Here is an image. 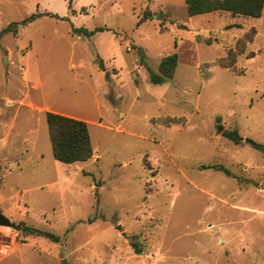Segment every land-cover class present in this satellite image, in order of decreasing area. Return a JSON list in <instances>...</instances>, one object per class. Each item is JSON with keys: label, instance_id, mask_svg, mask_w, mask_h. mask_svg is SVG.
Here are the masks:
<instances>
[{"label": "rangeland", "instance_id": "1", "mask_svg": "<svg viewBox=\"0 0 264 264\" xmlns=\"http://www.w3.org/2000/svg\"><path fill=\"white\" fill-rule=\"evenodd\" d=\"M35 13L0 37V212L63 241L0 226V264H264V152L222 135L264 148V9L0 0V31ZM47 112L88 123L91 159L54 158Z\"/></svg>", "mask_w": 264, "mask_h": 264}, {"label": "trees", "instance_id": "2", "mask_svg": "<svg viewBox=\"0 0 264 264\" xmlns=\"http://www.w3.org/2000/svg\"><path fill=\"white\" fill-rule=\"evenodd\" d=\"M71 3L72 0H69L70 7ZM185 4L189 16L211 12H230L233 15L260 18L264 9V0H185ZM43 15L55 16L52 13L32 14L21 23H11L3 28L0 31V37L8 33L16 34L19 25H27ZM103 30H105L103 27H98L93 30L80 27L74 28L73 32L76 34L82 33L86 37H92L96 32ZM230 57H232L231 61L227 62V59ZM178 62L179 56L177 53L164 57L159 64L158 72H150V81L154 84H163L167 80L172 79L178 66ZM219 63L223 67L232 68L235 63L234 56L229 52L226 57L220 59ZM99 67L102 71L106 70L103 61H100ZM46 120L52 153L56 160L65 164H71L75 162H85L93 157L94 150L87 122L55 112H47ZM222 135L236 144H243L246 142L257 150L264 152V148L260 144L253 139H245L237 129H223ZM212 167L218 170H225L222 166ZM225 172L229 174L227 170H225ZM19 230H22L26 235L43 236L56 243L63 241V238L59 235L29 226L25 223L20 224ZM133 246L136 248L137 253L141 252L137 243H133ZM62 262L63 264H66L65 260Z\"/></svg>", "mask_w": 264, "mask_h": 264}, {"label": "water", "instance_id": "3", "mask_svg": "<svg viewBox=\"0 0 264 264\" xmlns=\"http://www.w3.org/2000/svg\"><path fill=\"white\" fill-rule=\"evenodd\" d=\"M0 226L18 229L20 227V224L13 223L9 218H7L3 213L0 212Z\"/></svg>", "mask_w": 264, "mask_h": 264}, {"label": "built area", "instance_id": "4", "mask_svg": "<svg viewBox=\"0 0 264 264\" xmlns=\"http://www.w3.org/2000/svg\"><path fill=\"white\" fill-rule=\"evenodd\" d=\"M10 249V246H5L3 252H7Z\"/></svg>", "mask_w": 264, "mask_h": 264}]
</instances>
